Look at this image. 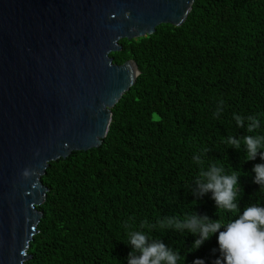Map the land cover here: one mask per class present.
Masks as SVG:
<instances>
[{"label": "trees", "instance_id": "obj_1", "mask_svg": "<svg viewBox=\"0 0 264 264\" xmlns=\"http://www.w3.org/2000/svg\"><path fill=\"white\" fill-rule=\"evenodd\" d=\"M112 53L119 66L134 61L140 71L134 86L113 108L101 147L52 162L41 182L47 189L43 217L26 264H123L131 248L121 241L129 215H183L197 202V171L192 152L206 144L209 158L223 159L240 171V209L264 202L252 181L256 161L226 149L221 137L247 135L230 124L233 110L264 111V0H195L186 22L162 25L151 36L120 41ZM223 97L227 109L211 118ZM208 194L192 210L218 219ZM225 221L232 214L219 213ZM185 264L197 258L212 264L218 253L213 237L198 251L197 237L174 231L153 233Z\"/></svg>", "mask_w": 264, "mask_h": 264}, {"label": "water", "instance_id": "obj_2", "mask_svg": "<svg viewBox=\"0 0 264 264\" xmlns=\"http://www.w3.org/2000/svg\"><path fill=\"white\" fill-rule=\"evenodd\" d=\"M195 0H0V264H26L50 163L101 147L140 75L120 41L182 26Z\"/></svg>", "mask_w": 264, "mask_h": 264}, {"label": "clouds", "instance_id": "obj_3", "mask_svg": "<svg viewBox=\"0 0 264 264\" xmlns=\"http://www.w3.org/2000/svg\"><path fill=\"white\" fill-rule=\"evenodd\" d=\"M216 101L218 106L211 118L219 120L228 105L223 97H218ZM233 123L236 128L246 129L247 135L237 138L230 134L226 138L221 137L219 143L226 149L243 151L245 163L258 158L262 161L254 164L251 173L254 174L252 182L259 186L258 193L264 197V111L249 114L233 110L230 124ZM210 150L206 144H202L192 152L191 166L197 171L187 187L195 185L192 194L197 197V202L199 198L211 194L218 219L201 216L192 210L197 202L183 215L157 214L152 219L129 215L121 223L125 236V241L121 242L131 248L123 264H185L178 250L153 236L156 232L169 231L197 237L192 245L193 251H198L215 237L218 248L214 253H218V256L212 264H264V202L258 200L241 211V172L231 164L226 166L223 159L209 158ZM219 213L232 214L235 218L225 221ZM193 264H205V261L197 258Z\"/></svg>", "mask_w": 264, "mask_h": 264}]
</instances>
